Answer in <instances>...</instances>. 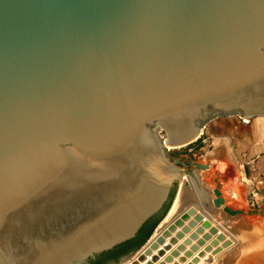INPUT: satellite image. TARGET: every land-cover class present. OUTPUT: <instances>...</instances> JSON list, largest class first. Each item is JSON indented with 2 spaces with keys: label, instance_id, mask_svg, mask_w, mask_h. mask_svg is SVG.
I'll return each instance as SVG.
<instances>
[{
  "label": "water",
  "instance_id": "water-1",
  "mask_svg": "<svg viewBox=\"0 0 264 264\" xmlns=\"http://www.w3.org/2000/svg\"><path fill=\"white\" fill-rule=\"evenodd\" d=\"M231 115L264 116V0H0V264H89L174 193L163 220L184 176L200 190L186 169L209 168L170 150ZM195 214L154 230L133 264ZM231 245L202 221L158 264L185 247L175 264H211Z\"/></svg>",
  "mask_w": 264,
  "mask_h": 264
},
{
  "label": "crops",
  "instance_id": "crops-1",
  "mask_svg": "<svg viewBox=\"0 0 264 264\" xmlns=\"http://www.w3.org/2000/svg\"><path fill=\"white\" fill-rule=\"evenodd\" d=\"M248 122V120L243 122L239 120L233 121L228 119L214 122L209 126L207 124L204 128H208L211 137L215 136L217 137L216 139L227 137L231 146L227 148V151L226 149H224L225 151H222L220 150V148L223 147H220L221 142H217V145L215 146L218 147H215L213 149L210 155L211 160L209 164H206L209 167L208 170L200 171V175L202 176L203 180L206 179V175L210 176H208L207 178L210 179L208 185L206 183L204 184V182L201 181L202 188L210 197L209 201H211V198H214L211 191H213V189H218L221 193L222 199H224L226 202V206L234 210L247 207L249 201H254L257 202L259 206H264V116L254 118L252 121H250L249 123ZM255 158H257V160H254ZM244 160L249 161V163H246V165L248 166L246 168L245 166H242V162ZM198 198L199 196L195 195V200ZM196 201H194V203L198 204L197 206L194 204L195 208L198 207L197 209H200L199 211L201 213L206 211L204 205L202 204V201H200V198L198 200L200 202ZM200 205L203 209L200 208ZM210 207H212V210L214 211L213 214H221L220 216H222L223 218L219 217V219L224 221V223L227 224V222H233L237 224L239 222V224L241 225V227H238V231H236V237L234 238L235 242L237 243L232 247V249L234 248L233 250L231 248V250L229 249L230 253L233 254V251H239V254H237V257H235L234 259H230V262L228 261V259H226L227 262L223 263L222 261V263L264 264V256L262 255L263 251L262 253H260L261 255L258 253L257 249L256 251H254L255 253H248V251L253 250L254 242H251L253 241V237L256 238V242L258 240H262L263 238L264 218L260 219L253 216H246L243 218L242 216L238 215L234 219L225 216L224 213H222L220 210L215 209L212 204H210ZM207 212L208 211L204 212L205 214H202L206 215L211 223L213 222L212 224H215L217 227H219V225L221 224L220 220L218 219L219 221H217L216 223L215 220L217 219H214L213 216H209ZM238 218L240 219V221ZM241 219L246 223L249 222L250 226H244V224L246 223L242 222ZM221 227L223 228V226ZM228 232H230V230ZM183 239H186V236ZM241 241H245V245H243L244 243L242 244ZM180 243L181 241L179 242V244ZM236 245L238 247V251ZM229 252L222 255H225L223 257L224 260L225 258H228L227 256H230ZM187 261H189V259Z\"/></svg>",
  "mask_w": 264,
  "mask_h": 264
},
{
  "label": "bare ground",
  "instance_id": "bare-ground-1",
  "mask_svg": "<svg viewBox=\"0 0 264 264\" xmlns=\"http://www.w3.org/2000/svg\"><path fill=\"white\" fill-rule=\"evenodd\" d=\"M256 118H259V117H256ZM245 120H247V119H245ZM225 144V143H224ZM221 163V162H220ZM222 170V169H221ZM197 171V170H196ZM207 171V170H206ZM195 175L198 177V174L197 173H195ZM207 176H209V175H207ZM186 181H188L187 180V178L184 176L183 177V182H184V184L182 185V182L179 184V189H178V192H177V195H176V197H175V199H174V201H173V206L171 207V210L169 211V216H170V220L169 221H167V223H165L164 225H162L158 230H157V232L155 233V235H154V237H153V240L157 237V236H159L162 232H163V230L166 228V226H167V224H169L171 221H172V219H174L175 217H177V216H179L185 209H187L188 207H190L191 205H193L194 206V204L195 203H193L194 202V199H195V196H193L192 195V193H191V191H190V187L188 186V183H186ZM210 181V179H208V181H207V183ZM198 194L200 195H198L199 196V198H200V201H202V204L204 205V207L206 208V205H209L208 204V200H209V198H205L204 196H202V195H207L206 194V192L202 189V188H200V190L198 191ZM197 196V195H196ZM207 197V196H206ZM199 198L198 199H196L195 201L196 202H200V201H198L199 200ZM192 203V204H191ZM198 204V203H197ZM197 204H195L196 206H197ZM211 204H212V199H211ZM224 205H225V200H224ZM238 205V204H237ZM195 207V206H194ZM202 206L200 205V208H201ZM228 207V206H227ZM198 208V207H197ZM197 208H195L196 209V214L194 215V216H191L190 218H189V220L188 221H186V222H184V226L183 227H186L188 224H189V222L190 221H192V220H195V217H196V215H201L202 217H203V220L202 221H206V220H209V218L208 217H206V215H204L205 213L204 212H206V211H204V212H202V213H204V214H202ZM210 208V209H209ZM207 207L206 209L209 211V212H207L208 213V215L209 216H213L214 217V219L216 218L217 220H215V222L217 223V221H219L220 219H219V217H222V216H220L219 214H213L214 212H212V209H211V207ZM201 209H203V208H201ZM218 209H220L221 211H222V208H218ZM198 212V213H197ZM223 212V211H222ZM224 213V212H223ZM225 214V213H224ZM225 215H227V214H225ZM246 215V214H245ZM229 216V215H228ZM236 216H238V215H236ZM236 216H233V217H236ZM206 217V218H205ZM229 217H231V216H229ZM169 218V217H168ZM223 218V217H222ZM221 218V219H222ZM167 219V218H166ZM210 219H213V218H210ZM219 219V220H218ZM225 219V218H224ZM227 219V218H226ZM239 219V218H238ZM243 219V218H242ZM242 219H241V221H242ZM201 221V222H202ZM210 221V220H209ZM226 221V220H225ZM239 221H240V219H239ZM166 222V221H165ZM200 222V223H201ZM211 222V221H210ZM235 222H237V221H235ZM242 222H245L244 220L242 221ZM200 223H198L193 229H191L190 230V232L189 233H187V234H184V236H183V238L186 236V238L189 236V234L190 233H192L195 229H196V227H198L199 225H200ZM213 223V222H212ZM211 223V224H212ZM220 225L221 226H223V228L219 225V227H217L215 224H212V225H214L215 227H217V229H218V231L219 232H221V233H223V234H225V236L227 237V238H229L231 241H232V245L229 247V248H227V249H225V250H223V252H221V253H219L218 255H216L215 257H214V261H213V263H211V264H223L224 262L226 263L227 261H226V259H228V261L230 262L231 260L230 259H234L235 257H237V254H239V251H238V247H237V245H236V247H237V251L238 252H235V251H233L234 253L232 254V253H230L229 252V249L231 248L232 249V247L237 243V242H235V237H236V231H238V227L240 226L241 227V225L239 224V222L237 223V224H235V223H233V222H231V223H228L227 222V224L226 223H224V221H222V220H220ZM246 223V222H245ZM250 224V223H249ZM248 224V222L246 223V224H244V226H247V225H249ZM182 227V228H183ZM182 228H177V230H176V232H172L171 234H170V236L168 237V238H166L165 239V241H164V243L162 244V245H159L158 247V249L157 250H153L152 252H151V254H149V255H147V256H145V259L143 260V261H138L136 264H147L149 261H151V258H152V256H154V255H156L157 253H158V251L160 250V249H162L165 245H169L170 246V249L168 250V251H165L164 253V256H162V257H160L159 258V260L157 261V262H153L152 264H158L159 262H161V261H163V259H164V257H166L167 255H169L174 249H176L177 247H179V245L183 242L182 240H184L183 238L182 239H178L177 237H176V235L178 234V233H180L181 231H182ZM230 230V232H228ZM243 236H244V234H243ZM172 239H176V241H177V243L175 244V245H173V244H171V240ZM246 239V238H245ZM238 240V239H237ZM239 240H241V239H239ZM250 240V239H249ZM253 240V239H252ZM181 241V243L179 244V242ZM242 242V241H241ZM244 243V244H243ZM207 244V243H206ZM242 244L243 245H245V241L244 242H242ZM146 247H148V246H146ZM146 247L141 251V253H139L138 254V256L140 255V254H142L143 253V251L146 249ZM240 247V246H239ZM243 247V246H242ZM244 248V247H243ZM187 249H188V247H185L184 249H179V254H178V257H175V259H174V261L173 262H170V263H166V264H175L179 259H180V257L187 251ZM230 249V250H231ZM234 249V248H233ZM232 249V250H233ZM200 250H201V248H200ZM199 250V251H200ZM226 251H228L229 253H230V256H227L228 258H225V260H224V256H222L224 253L226 254V253H228V252H226ZM243 253V252H242ZM194 255V254H193ZM195 255H196V253H195ZM137 256V257H138ZM222 256V257H221ZM240 256V255H239ZM256 256V255H255ZM137 257L135 258V260H132V261H130V262H127V264H133V262L134 261H136L137 260ZM221 257V258H220ZM188 260V259H187ZM186 260V262H188ZM222 261H223V263H222ZM234 263V262H233ZM180 264V263H179ZM185 264V263H184Z\"/></svg>",
  "mask_w": 264,
  "mask_h": 264
},
{
  "label": "rangeland",
  "instance_id": "rangeland-1",
  "mask_svg": "<svg viewBox=\"0 0 264 264\" xmlns=\"http://www.w3.org/2000/svg\"><path fill=\"white\" fill-rule=\"evenodd\" d=\"M228 119H230V120H233V121H236V120H239V121H246L245 119H247L249 122L250 121H252L254 118H244V117H240V116H235V115H231V116H218V117H216V118H214L213 120H211L209 123H208V126L209 125H211V124H213L214 122H217V121H221V120H228ZM248 122V123H249ZM217 137H215V136H213V137H211V135H210V133H209V131H208V128H206V129H204L203 130V134H202V140H201V144H200V146L199 147H196V145L195 146H191V147H189V148H187L186 150H184V148H179V149H174V150H170V152L171 153H175V154H173V155H171L170 154V158L171 159H178L180 162H197V163H202V164H209V162H210V155H211V152L213 151V149L216 147L215 145H217V142L218 143H220L219 145H220V147L221 146H223V147H221L220 148V150H222V151H225L224 149H226V151H227V148H229L231 145H230V142H229V140L227 139V137H221V138H219V139H216ZM223 143V144H222ZM224 143H225V145H224ZM218 147V146H217ZM216 147V148H217ZM254 160H257V158H255ZM242 162V161H241ZM246 163H249V161H243L242 162V166H245V168L246 167H248L247 165H246ZM196 171V170H198V169H196V168H194V167H189L188 169H186V171ZM195 173H197L198 174V180H199V187L200 188H202V185H201V181H203L204 182V184L206 183L207 185L209 184V182L207 183V181H208V176L206 175V179L205 180H203L202 179V176L200 175V171H196ZM210 177V176H209ZM203 184V183H202ZM191 187V186H190ZM192 188V187H191ZM191 188H190V191H191ZM203 189V188H202ZM204 190V189H203ZM195 191H196V189H195ZM192 192V191H191ZM212 192V191H211ZM196 194L197 195H199L198 194V191H196ZM200 196V195H199ZM202 196H204L205 198H209L210 199V197L208 196V194L205 196V195H202ZM212 199V198H211ZM194 201H195V199H194ZM194 203V202H193ZM211 204V201H209L208 200V204ZM192 204V203H191ZM210 204L209 205H206V208L208 207H210ZM225 205H226V202H225ZM172 206H173V204H172ZM171 206V207H172ZM205 208V209H206ZM230 208V207H229ZM210 209V208H209ZM211 209H212V207H211ZM231 209V208H230ZM248 209H258V210H262L263 212H264V206H259V204L257 203V202H254V201H249V204H248V206L247 207H245V208H243L242 210H248ZM170 210H171V208H170ZM169 210V211H170ZM218 210H220V209H218ZM232 210H234V209H232ZM206 211H208L207 209H206ZM221 211V210H220ZM209 212V211H208ZM212 212H214L213 210H212ZM222 212V211H221ZM198 213V212H197ZM223 213V212H222ZM169 214V212L167 213V215L164 217V219L163 220H161L160 221V223L158 224V226H157V228L155 229V232H154V235H155V233L157 232V230L162 226V225H164L165 223H167V221H169L171 218H170V216L168 215ZM225 215V214H224ZM225 216H228V215H225ZM239 216H242L243 218L244 217H246V216H248V215H239ZM169 217V218H168ZM229 217V216H228ZM253 217H257V218H260L259 216H253ZM167 218V219H166ZM231 218H236V217H231ZM261 219V218H260ZM263 219V218H262ZM166 221V222H165ZM248 224H249V222H248ZM252 224V223H251ZM247 226H250V224L249 225H247ZM251 242H254V246H253V250H250V251H248V253L249 254H251L252 252H254V251H256V249H257V251H258V253L260 254V253H262V251H263V256H264V235H263V238H262V240H258L257 242H256V238L255 237H253V241H251ZM256 242V243H255ZM252 247V246H251ZM144 249V248H143ZM142 249V250H143ZM140 250V249H139ZM141 250V251H142ZM137 252V251H136ZM135 253V252H134ZM139 253H141V252H139ZM255 253V252H254ZM133 254V253H132ZM261 255V254H260ZM138 256V255H137ZM136 256V257H137ZM135 257V258H136ZM130 258H132V255H129V256H127L126 257V259L123 261V263H121V262H119L118 264H127V262H130V261H132V260H135V258H133V259H130Z\"/></svg>",
  "mask_w": 264,
  "mask_h": 264
},
{
  "label": "trees",
  "instance_id": "trees-1",
  "mask_svg": "<svg viewBox=\"0 0 264 264\" xmlns=\"http://www.w3.org/2000/svg\"><path fill=\"white\" fill-rule=\"evenodd\" d=\"M201 140H202V135L195 142L185 147H182V148L186 150L187 148L191 146H195V145L196 147H199L201 144ZM170 154L173 155L175 153L170 152ZM173 196H174V193L170 195V201L165 206L163 213L160 216L153 217L149 219L148 221H146L133 239L115 247L111 251H108V252L102 253L99 256H96L89 264H108L110 262L117 263V261H119L120 258L127 256L132 252L134 253L138 251L147 242V240L150 238V236L154 232L155 228L160 223L161 219L163 218V216L165 215L166 211L168 210L170 206Z\"/></svg>",
  "mask_w": 264,
  "mask_h": 264
},
{
  "label": "flooded vegetation",
  "instance_id": "flooded-vegetation-1",
  "mask_svg": "<svg viewBox=\"0 0 264 264\" xmlns=\"http://www.w3.org/2000/svg\"><path fill=\"white\" fill-rule=\"evenodd\" d=\"M121 259V258H120ZM120 259H119V261H120ZM112 263H115V262H110V263H108V264H112Z\"/></svg>",
  "mask_w": 264,
  "mask_h": 264
}]
</instances>
